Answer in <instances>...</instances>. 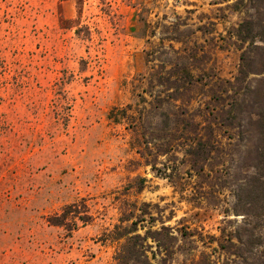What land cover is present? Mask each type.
<instances>
[{
    "label": "rangeland",
    "instance_id": "rangeland-1",
    "mask_svg": "<svg viewBox=\"0 0 264 264\" xmlns=\"http://www.w3.org/2000/svg\"><path fill=\"white\" fill-rule=\"evenodd\" d=\"M234 1L0 0V264H116L119 243L107 234L129 212L142 220L139 233L161 224L192 232L194 242L179 243L195 246V259L251 264L256 256L246 253L245 263L214 241L244 220L232 210L230 169L202 180L178 153L157 164L178 168L173 181L158 176L131 147L127 123L109 118L140 94L149 98L146 77L153 64H170V45L194 54L195 73L233 79L240 50L232 30L243 16ZM207 87L192 105L208 98ZM138 175L147 179L141 191ZM81 198L92 222L70 235L48 224L47 215ZM261 224L253 253L264 259Z\"/></svg>",
    "mask_w": 264,
    "mask_h": 264
},
{
    "label": "trees",
    "instance_id": "trees-1",
    "mask_svg": "<svg viewBox=\"0 0 264 264\" xmlns=\"http://www.w3.org/2000/svg\"><path fill=\"white\" fill-rule=\"evenodd\" d=\"M231 7L243 15L232 30L240 50L233 79L212 78L204 71L195 73L191 62L194 54L186 47L170 45V51L166 50L171 55L170 64L164 60L153 64L146 77L143 93L149 98L140 94V103L134 108L130 104L115 108L109 118L127 123L131 147L158 176L173 181L178 168L168 166L170 162L166 161L161 167L157 164L159 157L170 161V157L179 158L178 153L188 172L202 180L220 167L230 169L232 210L244 220L229 231L222 227L214 241L226 255L246 263V253H250L256 256L251 264H264V259L253 253L263 243L257 231L264 218V0H235ZM174 39L183 42L178 36ZM150 53L146 51L147 62L152 61ZM206 86L208 98L192 105L193 95L204 93ZM146 181L136 176V190H143ZM129 213L123 214L107 234L108 239L119 243L116 264H172L177 254L185 255L182 264L211 262L206 253L195 259L190 255L195 246L184 249L179 243L194 242L189 230L176 235L172 227L161 224L139 233L142 220L139 215L131 220L133 212ZM93 219L84 198L46 216L48 224L64 228L67 235Z\"/></svg>",
    "mask_w": 264,
    "mask_h": 264
}]
</instances>
